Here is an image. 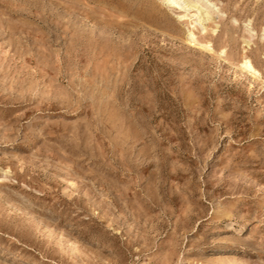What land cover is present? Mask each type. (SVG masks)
Masks as SVG:
<instances>
[{"label": "rangeland", "instance_id": "374dc122", "mask_svg": "<svg viewBox=\"0 0 264 264\" xmlns=\"http://www.w3.org/2000/svg\"><path fill=\"white\" fill-rule=\"evenodd\" d=\"M188 1L0 0V264H264V0Z\"/></svg>", "mask_w": 264, "mask_h": 264}, {"label": "bare ground", "instance_id": "6f19581e", "mask_svg": "<svg viewBox=\"0 0 264 264\" xmlns=\"http://www.w3.org/2000/svg\"><path fill=\"white\" fill-rule=\"evenodd\" d=\"M168 5H171V6H176V7H179V8H186V7H194V5H192V3L188 0H164ZM199 14H196L195 17L197 18V20L200 21L201 17H202V12L201 11H198ZM207 16L209 15L208 13L206 14ZM203 22V21H202ZM202 22H199V25H202ZM191 36L194 37L193 35V32L191 33ZM244 65L245 67H248V68H252L250 62L248 60H244Z\"/></svg>", "mask_w": 264, "mask_h": 264}]
</instances>
